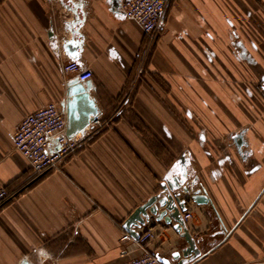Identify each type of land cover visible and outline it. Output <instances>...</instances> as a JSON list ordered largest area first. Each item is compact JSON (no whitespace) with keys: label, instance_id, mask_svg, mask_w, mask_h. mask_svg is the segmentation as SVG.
<instances>
[{"label":"crops","instance_id":"0c3cea01","mask_svg":"<svg viewBox=\"0 0 264 264\" xmlns=\"http://www.w3.org/2000/svg\"><path fill=\"white\" fill-rule=\"evenodd\" d=\"M113 1L0 0V264L172 260L186 246L174 220L139 230L156 234L147 245L123 241V224L183 156L210 199L186 204L202 251L190 264H264V0H172L154 40ZM69 61L93 72L104 125L36 178L13 137L37 110L76 105Z\"/></svg>","mask_w":264,"mask_h":264},{"label":"built area","instance_id":"2783aa9c","mask_svg":"<svg viewBox=\"0 0 264 264\" xmlns=\"http://www.w3.org/2000/svg\"><path fill=\"white\" fill-rule=\"evenodd\" d=\"M115 2L116 6L112 4L114 12L136 23L144 34L154 40L160 35L172 0H114L113 3ZM63 72L73 76L75 83L84 87L93 78V72L83 69L77 61L67 62L63 66ZM260 96L264 101V84L260 88ZM68 124L67 105L59 103H51L28 115L21 122L13 137L14 147L29 162L36 178L62 168L79 151L82 138L104 125L98 115L83 133L70 138L67 135ZM9 199L8 188L0 183V209ZM183 218L188 223L194 218V214L187 209ZM155 238L154 231L148 229L141 234L139 242L147 245ZM124 240L130 241V235L124 236ZM157 257L148 253L125 264H162Z\"/></svg>","mask_w":264,"mask_h":264},{"label":"water","instance_id":"95a60500","mask_svg":"<svg viewBox=\"0 0 264 264\" xmlns=\"http://www.w3.org/2000/svg\"><path fill=\"white\" fill-rule=\"evenodd\" d=\"M116 6V2L114 3ZM49 38L54 40V32H49ZM77 84V83H76ZM89 85L78 87L70 90V95L75 98L76 105L68 104V122L69 133H74L79 129L77 134L83 133L85 129L98 117V112L93 106L87 95ZM72 103V102H71ZM88 104L89 110L85 113H76L80 104ZM79 115V117L77 116ZM76 134V133H75ZM189 160L184 156L180 158L178 165L180 174L173 180L167 178L161 185V190L149 198L143 205L139 206L132 215L123 224V229L132 239L139 242L141 234L138 232L144 227L155 226L157 223L164 222L170 226L174 220L176 224L173 229L184 240L186 246L172 254V260L177 264H190L201 257L202 251L199 249V241L194 238L190 232L187 223L183 218V213L187 211L186 204L193 199L199 206H205L210 203L207 191L205 189H196L198 178L191 179L188 182L186 167ZM160 209H163L160 211ZM162 264H172L171 259L157 257Z\"/></svg>","mask_w":264,"mask_h":264}]
</instances>
